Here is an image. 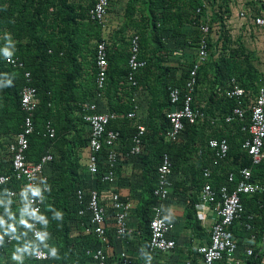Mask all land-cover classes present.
Instances as JSON below:
<instances>
[{
  "label": "trees",
  "instance_id": "16d2710c",
  "mask_svg": "<svg viewBox=\"0 0 264 264\" xmlns=\"http://www.w3.org/2000/svg\"><path fill=\"white\" fill-rule=\"evenodd\" d=\"M207 1L211 9L209 17L199 0H130L122 27L111 41L112 37L109 40L102 37L101 27L89 19L92 3L88 0H84L83 4L71 0H0V175L11 173L8 145L22 132L25 114L20 106V93L25 86H31L36 89L37 106L32 118L33 131L27 137L25 156L29 163H37L45 152L52 154L53 159L43 172L48 177L45 181L40 177V182L48 186L41 211L44 218L42 216L40 220L49 227L48 233H52L54 241L52 248L47 250L49 259L43 263L36 261L35 248L25 221L26 213L22 211L26 194L19 192L10 197L6 194L9 185H0V234L6 231L13 236L12 241L5 240L0 247V262L10 264L14 260L15 264H87L91 263L87 250L97 248L100 244L95 235L85 232L87 219L77 214L79 205L75 193L79 189L85 195L91 189L98 191L101 185L99 178L105 171L102 162L106 152L102 150L98 154V172L92 176L87 171V163L80 162L74 149H83L89 136L81 112L82 104L94 97L95 47L101 40L106 43L108 62L103 90L105 105L109 111L119 115L118 120L112 121L108 128L120 131L125 153L129 150L132 132L136 127L132 120L126 118L134 110L133 92L139 86L152 89L147 112L149 125L143 123L144 168L141 179L144 195L137 208L140 223L137 238L145 246L147 254L134 264H147L149 257L150 208L155 202L152 191L163 154L172 160L173 172H181L185 179H191L186 190L194 189L195 194L192 193L188 199V216L194 213L198 190L205 183L211 184L214 190L224 184L231 189L235 182L228 184V175L237 174L242 168L251 167V180L264 186V159L259 165L251 166L247 152L241 147L248 138L247 110L244 121L223 122L224 127L234 126L236 132L233 135L212 136L225 139L229 146L226 158L218 165H213L214 153L208 147V140L212 137L204 132L203 127L210 125L209 120L215 115L207 107L196 106L195 92L200 89L199 86H206L208 101L215 97L222 105L219 117L223 121L236 106V102L225 93L230 89L229 80L235 78L242 88L256 94L261 76L250 61L251 53L241 42L242 39L233 40L226 27L231 0ZM214 24L218 26L216 39L211 36ZM202 25L209 27L207 35L201 31ZM186 27L191 29L189 46L194 51H197L202 38L206 39L207 58L196 72L191 103L192 108L204 112L205 118L194 124L184 122L185 139L168 142L164 139L169 127L166 113L174 108L169 101V91L175 87L182 89L192 65L165 66L169 55L162 38L165 32L171 37L180 36ZM130 30L134 32L130 36H138V56L145 62V66L133 77L134 87L127 82L130 56V37L127 32ZM92 41L94 46L88 70L84 52L90 50ZM6 55L21 66L6 63ZM26 73L30 76V82L26 81ZM148 80L153 81L156 87L151 86ZM48 123L54 129L52 138L48 137L45 130ZM197 154L199 161L193 165L190 160ZM204 169L210 170L209 178L203 176ZM235 179H238V174ZM240 198L244 209L242 219L250 216L253 226L247 238L257 235L258 240H264V189L259 194L241 195ZM45 205L48 209H44ZM111 213L114 216L112 209ZM1 218L6 219V225L1 223ZM232 233L236 235L233 230ZM106 235L109 236L107 232ZM112 260L108 256L105 264H111ZM263 260L264 246L255 249L245 264H261Z\"/></svg>",
  "mask_w": 264,
  "mask_h": 264
},
{
  "label": "built area",
  "instance_id": "2783aa9c",
  "mask_svg": "<svg viewBox=\"0 0 264 264\" xmlns=\"http://www.w3.org/2000/svg\"><path fill=\"white\" fill-rule=\"evenodd\" d=\"M92 3V9L89 11V19L96 22L101 30L108 27L107 15L110 9V0H88ZM260 4H264V0H257ZM200 12V9H197ZM208 17L210 14H208ZM239 17L245 18L244 13H240ZM249 23L255 28L264 27V15L250 18ZM204 35L209 33V27L202 25L200 27ZM130 42V56L128 59V77L127 82L130 86H135L133 79L135 73L145 66V62L139 59V40L138 36H132ZM105 40L96 43L95 47V87L96 96L100 97L105 85L108 69V62L105 49ZM6 63L21 66L17 61L6 55ZM207 58L206 39L202 38L197 50V63L192 66L189 76L185 81V93L182 94L178 89L172 88L169 91V101L172 107L171 111L166 113L168 121V129L165 133L168 141H176L184 131V122L194 124L199 119H204V113L200 109H194L191 106L192 93L196 84V72L202 61ZM27 82H30V76L25 74ZM226 96L236 102V106L231 113L225 117L226 123H232L235 120L240 122L245 119V111L249 112V124L247 128L248 138L242 144L246 150L251 166L259 165L264 159V88L258 89L254 97H250L244 89L239 87L235 80L231 81V89L227 91ZM178 104H180L178 106ZM20 106L25 114L22 132L17 134L8 145V152L11 153V173L0 175V185L9 187L6 194L10 197L16 196L19 192L26 194V215L25 221L28 224L29 235L32 239L41 242L44 246H40L34 253V259L38 262H44L49 259L47 247L49 246L47 235L39 228V221L42 208L45 204V192L48 186L40 182V177L45 181L44 167L49 164L53 157L47 151L39 162L29 163L26 159L25 152L28 149L27 137L33 131V114L37 106L36 89L31 86H25L20 93ZM136 108V107H135ZM83 121L87 123L90 129L88 140V159L87 171L94 176L98 172V154L105 150V158L102 164L105 167L103 175L99 181L101 185L112 186L115 184L116 167L122 156L116 152V144L120 141V134L117 131L108 128V125L118 119L116 113L97 111L95 103H87L83 109ZM131 119L135 117L134 112L126 115ZM46 133L49 138L54 136V130L48 123L45 126ZM245 130V127H242ZM145 128L137 125L135 132L131 138V146L124 154L126 159L137 158L142 154V139ZM208 147L214 153V164L224 160L227 156L229 146L225 139H210ZM172 172V163L168 155L161 157L160 164L157 168V186L153 190V196L159 202L166 200L170 188V175ZM203 176L208 178L210 172L204 169ZM252 169L242 168L238 172V179L235 181V187L229 191L227 187L222 186L217 191L213 190L211 185L205 184L200 192V200L196 205V211L203 213L207 209H211L214 213V223L210 228L209 244L201 247L198 252L202 255L204 264H218L222 261H231L238 253L239 245L237 239L232 233V229L242 219L244 213L241 202V195H254L261 193L263 187L251 180ZM235 179L233 174L228 176V182L232 183ZM17 186V187H15ZM76 203L79 205L77 214L87 219L85 223V232L95 235L102 240L105 227V209L100 205L99 193L96 189H91L87 195L79 189L75 193ZM110 206L114 211V228L118 236L124 237L129 233L126 227V221L130 212V205L126 201H122L118 194L111 192ZM249 220L251 217H248ZM3 225L7 224L5 218H1ZM169 223L163 216L159 205L151 208V218L149 222L150 241L149 250L151 252H168L176 246L175 241L168 237ZM247 230L251 229L249 224L245 225ZM254 237H252L253 239ZM13 236L6 231L0 234V247L6 242L12 241ZM1 254V250H0ZM91 260L87 264H105L106 256L101 249H89L86 252ZM253 254L252 249L244 252L246 257ZM124 264H130L121 255ZM0 264H4L0 262Z\"/></svg>",
  "mask_w": 264,
  "mask_h": 264
},
{
  "label": "crops",
  "instance_id": "0c3cea01",
  "mask_svg": "<svg viewBox=\"0 0 264 264\" xmlns=\"http://www.w3.org/2000/svg\"><path fill=\"white\" fill-rule=\"evenodd\" d=\"M71 1L76 4L78 2L83 4L84 0H71ZM129 1L130 0H110V9L107 15L108 27L106 30H103L100 33L102 37H104L107 40H109L112 37L111 41L114 40V37H115L114 34L117 35L116 32L119 31L120 27H122L123 21L125 19V14H126V6ZM199 2L203 4L205 11L208 14H210L211 9L208 6V1L199 0ZM229 7H230V16L226 22V27L233 40H235V37L233 36L234 33H237V34L246 33V32L250 33L249 32L250 29H255V27H253L249 23L250 18H255L257 16L264 15V4H260L257 0H231ZM240 13H244L245 18L239 17ZM256 29H261V28H256ZM212 31H214V34H211V36L213 37V39H216L217 34L215 30H212ZM132 33L134 32L131 30L128 31L127 32L128 37L131 38L133 36V35L130 36ZM190 34H191L190 27H186L185 29H182L181 35L176 36V37H171L168 32L164 33V36L162 38V43L165 46V48L168 50V55H169V61L164 64L165 66L182 67V66H187L190 64L193 66L195 63L198 62L196 61L197 60L196 49L194 51L189 46ZM84 37H86V34H84ZM93 46H94V43L92 41L89 47L90 50L84 52L86 56L85 67H87L88 70L90 67L88 65L90 63L89 60H91V51L93 49ZM204 62L206 61H202L200 65ZM259 74L261 76L260 77L261 84L259 85V88L261 87L264 88V73L263 74L259 73ZM232 80H235L236 84L239 87H241L235 78H231L229 80L230 89H231ZM185 81H184L182 89L179 87H175V89H178L182 94L185 93ZM148 83L151 86L153 85V87H156L154 86L153 81L148 80ZM94 86H95V82H94ZM198 88L200 89H198V91L195 92V97H194V102L196 106H200L203 108L207 107L208 109H210L211 114L215 115V117L210 118L209 120V124L213 125V127L211 128L210 125L204 126L203 127L204 132L207 135H211V137L212 136L218 137V135L220 134L225 135V136L227 134L233 135L236 132L234 129V126L228 125L230 127H227V126L224 127L223 122H225V118L222 121V118L219 117V114L221 115L222 113V105L218 102V99L213 97V100H210L209 102L207 99L209 94L206 93V86H203V87L199 86ZM228 90H226L225 93H227ZM150 91H152V89L148 90V89L143 88L142 86H139V88L133 92L132 101L134 102V110L131 112H134L135 117L130 119L132 120L133 126L134 125L135 126L137 125L145 126L144 125L145 123L149 125L148 124L149 120L147 122V112H148V104L151 99ZM244 91L250 97L255 96V93H252L250 90L244 89ZM159 92L160 91L158 90L157 93L159 94ZM91 102L96 104L98 112L100 113L111 112L107 109L105 105L104 91L102 92L100 97H97L96 87H95V93H94L93 99L88 100L84 102V104H82L81 119H82V115L84 114V111H83L84 107L87 105V103H91ZM179 105L180 104H178V106ZM111 113H116V112H111ZM83 122L86 124L84 125V128L87 131H89V136H90L89 126L87 125L85 121ZM135 128L132 133H134ZM111 130L117 131L120 134V131L118 129L113 128ZM89 136L87 138L86 145L83 149L81 148L74 149L76 154L79 156L80 162H83L84 164L87 163L88 154H89V149H88ZM181 138L185 139V134L183 135V132L180 135V138L178 140H180ZM164 139L165 141H168L166 138V135L164 136ZM210 139H216V138L212 137ZM168 142H174V141H168ZM116 152L120 154V156L122 157L116 167L115 184H113L112 186L100 185L98 189L100 204L105 209L106 223L104 227L103 239L102 240L99 239L100 244L97 245V248L103 251L106 258H108V256L113 258L112 260L113 262L111 264H124L123 261L121 260L122 254L124 255L127 262H129L130 264H134L137 260L141 259L142 257L145 256V254H147L145 246H143L142 243L138 242V238H137L139 235L138 227L140 226L139 218L137 214L138 213L137 208H138V203L140 199L144 195L142 192V179H141V174L144 168V165L142 162V159L144 158V151L137 158L126 159L124 157V154H125L124 145H123V141L121 139V134H120V141L117 142L116 144ZM145 153H146V149H145ZM263 154H264V151H263ZM214 159H213V165H218L219 163L214 164ZM160 161H161V158H160ZM170 161L172 162L171 159ZM195 161H199L198 154L196 156L195 155L193 156V158L190 160V163L193 165H196ZM231 174H233L234 176L237 175L235 173H231ZM43 175L45 178L48 177L45 173ZM169 179H170V188H169L168 197L166 198V200L159 202L153 196L155 202L152 204V206L157 205V204L159 205L163 213V216L167 219L170 225L168 237L171 238L173 241H175L176 246L174 247L173 250L168 251V252H151L149 250V255H148L149 257L147 259V264H204L202 255L198 252V250L201 247L209 244L210 228L212 224L214 223V213L211 209H207L203 213L196 211V205L200 200V192L203 186L209 183H205L202 186V188L198 190V195H197L198 200L196 204L194 205V213L188 216V199H189V196L192 195V193L195 194L194 189H191V190L189 189L188 191L186 190V188L189 187L191 183V179L190 178L185 179V176L183 173L173 172V171L171 172ZM235 181L237 180L234 179L233 182ZM157 182H158V179H156V183H155L153 190L156 188ZM227 183L231 184L228 182V178H227ZM254 183L259 184L264 189L263 184L257 181H254ZM222 186L227 187L228 190L231 191L235 187V184L233 188L231 189L228 187L227 184L221 185L220 187ZM111 192L118 194L121 200L126 201L131 207L129 215H128V219L126 221V227L129 233L126 234L124 237L118 236L115 232L113 215L111 213V208H109L110 207L109 197H110ZM152 194H153V191H152ZM151 208H150V218H151ZM44 209H48V206L45 205ZM22 211H24V214L26 213L25 206L22 208ZM42 216H43V213L40 215V219H42ZM250 222H251V219L249 220V218L242 219L232 229L236 233V235L235 234L234 235L239 245V249H238L239 251L237 255L234 257V259H232L231 261H222L220 262V264H245V261L247 259V257L244 255L245 250L250 248L254 251L257 248H261L262 246H264V240H261V239L258 240L257 235L256 236L251 235L249 238H247L248 232H250L253 228ZM246 224H249L251 226L250 230L246 229L245 227ZM38 225H39V228H41V230L47 235V239L49 243V246L47 247V250H48L52 248L54 244L53 235L52 233L50 234L48 233L49 227L44 226L45 224L42 223L41 220L39 221ZM106 232L107 234H109V236L106 235ZM252 237L254 238L252 239ZM30 239H31L32 244L34 245L35 251L40 246H44V244H42L41 242H38L32 239L31 237ZM149 241H150V234H149ZM90 249H95V248H90ZM15 263L16 262L14 260L10 261V264H15ZM105 263H106V260H105ZM261 264H264V260L261 262Z\"/></svg>",
  "mask_w": 264,
  "mask_h": 264
},
{
  "label": "rangeland",
  "instance_id": "374dc122",
  "mask_svg": "<svg viewBox=\"0 0 264 264\" xmlns=\"http://www.w3.org/2000/svg\"><path fill=\"white\" fill-rule=\"evenodd\" d=\"M227 22V21H226ZM218 26L213 25V30L217 31ZM250 33H234L235 39L241 38L245 48L251 53L250 61L258 69L259 73H264V27L261 29H250ZM214 34V31L212 32ZM215 36V35H214Z\"/></svg>",
  "mask_w": 264,
  "mask_h": 264
}]
</instances>
